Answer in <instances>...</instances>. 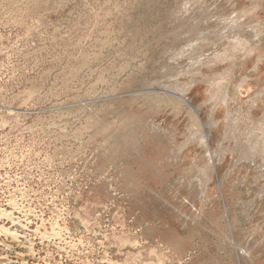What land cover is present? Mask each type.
Instances as JSON below:
<instances>
[{
    "label": "rangeland",
    "instance_id": "374dc122",
    "mask_svg": "<svg viewBox=\"0 0 264 264\" xmlns=\"http://www.w3.org/2000/svg\"><path fill=\"white\" fill-rule=\"evenodd\" d=\"M0 211L2 264H264V0H0Z\"/></svg>",
    "mask_w": 264,
    "mask_h": 264
},
{
    "label": "bare ground",
    "instance_id": "6f19581e",
    "mask_svg": "<svg viewBox=\"0 0 264 264\" xmlns=\"http://www.w3.org/2000/svg\"><path fill=\"white\" fill-rule=\"evenodd\" d=\"M186 105H188V103H186V102H184ZM190 106V105H189ZM191 107V106H190ZM209 142H210V139H209V132L208 131H205V134H203L202 136H201V143L204 145V144H208L209 145ZM10 202V201H9ZM12 204V203H11ZM14 204V203H13ZM12 204V205H13ZM18 205V204H17ZM15 208L13 207V210H14ZM1 216H3V217H6L7 219H9V220H11L12 222H13V225H20V222L19 221H17V220H15V219H17V218H13L12 217V215H11V213H2L1 211H0V217ZM0 219H2V218H0ZM20 219V218H19ZM23 222V221H22ZM31 224V223H30ZM22 227H24V226H22ZM23 230V229H22ZM33 234V233H32ZM57 234V233H56ZM0 235L2 236V235H4V236H11L12 238H16L17 236H16V234L14 233V232H10L8 229H5L4 227H2V226H0ZM43 235V234H42ZM48 236V235H47ZM40 238V237H39ZM52 238V237H51ZM57 238V237H56ZM42 242V241H41ZM50 242V241H49ZM1 245V244H0ZM1 259V258H0ZM3 259V258H2ZM4 260V259H3ZM2 261V260H1ZM3 262V261H2ZM0 264H2V263H0Z\"/></svg>",
    "mask_w": 264,
    "mask_h": 264
}]
</instances>
